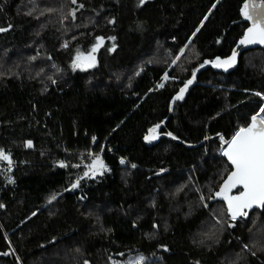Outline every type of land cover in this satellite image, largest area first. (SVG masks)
<instances>
[{
	"label": "trees",
	"instance_id": "16d2710c",
	"mask_svg": "<svg viewBox=\"0 0 264 264\" xmlns=\"http://www.w3.org/2000/svg\"><path fill=\"white\" fill-rule=\"evenodd\" d=\"M244 2L0 0V150L12 160L0 161V264H264V210L234 222L210 204L232 170L219 138L264 105V50L243 53L233 73L200 72L169 118L193 72L244 36ZM80 53L95 67H74ZM96 157L104 168L84 176ZM52 194L78 212L21 249L3 206Z\"/></svg>",
	"mask_w": 264,
	"mask_h": 264
},
{
	"label": "snow or ice",
	"instance_id": "6c2138e0",
	"mask_svg": "<svg viewBox=\"0 0 264 264\" xmlns=\"http://www.w3.org/2000/svg\"><path fill=\"white\" fill-rule=\"evenodd\" d=\"M73 4L77 3V0H71ZM143 2V0H142ZM75 16V12L72 13ZM243 18L251 22V26L247 29L244 37L239 41L240 45H264V4L258 3H245L242 11ZM207 19V17H205ZM4 31V29H0ZM197 32L199 29L196 30ZM195 35V33L193 34ZM103 43V38L98 39L95 47L92 48V53H95ZM191 43V41H189ZM67 46V45H65ZM187 47V45L185 46ZM114 50V48H113ZM184 55V49L182 48L179 54L176 56L178 61L181 56ZM237 52L233 51L232 55L224 60L216 59L211 62L213 67L224 68L227 70L232 67L237 60ZM175 63V61H173ZM205 64L209 61H205ZM74 67L86 68L95 66V56L77 55ZM203 67V65H201ZM163 79L166 81L169 79L167 72L164 74ZM195 80V72L192 74V78L189 79L179 93L176 95L175 100L183 99L184 93ZM158 87H164V84L158 85ZM264 100V95L256 93ZM260 113H264V106L259 109L256 115L251 117V122L248 126L240 128L232 139L227 142V147L222 152L228 162L232 166V171L224 181L220 188V191L216 193V196L225 201L227 205V212L232 221H237L240 218L248 219L249 213L253 208L264 209V116H260ZM160 125L149 130V134L145 136V140L151 142L158 138V129ZM171 135V133H169ZM175 139V137H173ZM223 139V138H222ZM28 147H32L31 142L28 143ZM0 161H7L9 169L12 165L10 155L5 154L0 150ZM121 163H124L121 160ZM60 167H66L61 162ZM89 171L84 173V176H88L90 173H95L104 168L103 162L99 157L93 159L90 165H87ZM135 167V165H132ZM11 182V181H10ZM79 186V180L72 184V188ZM242 189L238 194L231 195L233 189ZM57 197L53 195L49 199V203H52ZM2 207V205H0ZM207 207V205H205ZM35 215V213H33ZM217 223L220 221L217 219ZM234 224H230L229 227H234ZM136 264H143V258H140Z\"/></svg>",
	"mask_w": 264,
	"mask_h": 264
},
{
	"label": "rangeland",
	"instance_id": "374dc122",
	"mask_svg": "<svg viewBox=\"0 0 264 264\" xmlns=\"http://www.w3.org/2000/svg\"><path fill=\"white\" fill-rule=\"evenodd\" d=\"M79 55L88 56L89 54L80 53ZM91 68L93 67H86V68H80V69L89 70ZM210 139L209 141L206 142L207 145L209 144ZM219 141L221 143V146H218L217 143L213 142L212 145L214 146V148L212 152H215V144H216L219 148L218 155L222 156L223 148L227 144V142H225V140L222 138H219ZM208 148L209 146H207L206 154H208ZM101 171L102 169L97 171L95 174L100 173ZM53 195H55L57 198L53 200L52 203H49V199ZM2 209L5 212L6 220L12 223L18 224V230L16 234L13 235V238L15 239L17 246L20 247L21 249L23 248L25 241L30 236L39 234L43 229L49 227L57 219L67 217V216H72L78 212L74 204H68L65 201L64 194L63 195L62 194L48 195L43 200L37 203H34L31 206H29L26 203L21 202L18 204L4 205ZM214 212H216V210ZM33 213H35V215H33ZM139 260L140 258L131 260L130 262H128V264H136V262Z\"/></svg>",
	"mask_w": 264,
	"mask_h": 264
},
{
	"label": "water",
	"instance_id": "95a60500",
	"mask_svg": "<svg viewBox=\"0 0 264 264\" xmlns=\"http://www.w3.org/2000/svg\"><path fill=\"white\" fill-rule=\"evenodd\" d=\"M245 3H249V4H251V3L264 4V0H245V2L243 3V5H244ZM243 5H242L241 10H240V13H241V20H240L239 22H242V23H246V24H248V28H249V27L251 26V22L248 21V20H245V19L243 18V15H242ZM248 28H247V29H248ZM247 29H246V31H247ZM246 31H245V33H246ZM245 33H244V35H245ZM243 37H244V36H243ZM243 37H242V38H243ZM242 38H240V39L238 40L236 46L233 48V50H232V52H231V54H230L229 56L224 57V58H222V57H216V58H214L213 60L209 61V63H207V64H205L203 67H201V69H199V71H198L197 73H195V80H193L192 84L189 85V87H188L187 90L185 91L184 96H183V99L186 98V97L189 95V92H190V91L196 86V84H197V79H198V76H199L200 72H202V71H206L207 69L210 68V69H212L213 72H215V73H222V74H230V73H233L234 71H236V70L239 68V65H240V59H241V56H242L243 53H245V52H247V51H250V50H257V49H262V50H264V45H259V44L248 45V46L240 45V44H239V41H240ZM233 51L237 52L238 55H237L236 63H235L232 67L228 68L227 70H224V68H216V67H213V66H212V63H211V62L215 61L216 59H220V60L227 59V58H229V57L232 55ZM175 97H176V96H175ZM176 101H180V100H175V98H174V100L172 101V103H171V107H170V116H169V118H170L171 115H172L173 107H174V104H175ZM263 114H264V113H263ZM169 118H168V119H169ZM168 119H166L163 123L160 124V127H159V129H158V133H157V135H158V138H157V139L152 140L151 142L145 140V138L143 139L144 143H145L148 147H152V146L158 144V143L160 142L161 138L166 137V135H164V134L162 133V130H163L164 127L166 126V123H167ZM249 124H250V123H249ZM148 134H149V131H148ZM148 134H147V135H148ZM168 138L171 139V140H174V139L171 138V137H168ZM228 142H229V141H228ZM226 147H227V144L224 146L223 151H224V149H225ZM222 157L227 161V163L229 164V166H230L231 169H232V166H231V164L228 162L227 158H226L225 156H223V155H222ZM232 170H233V169H232ZM232 170H231V171H232ZM230 173H231V172H230ZM230 173H229V174H230ZM229 174L227 175V177L229 176ZM227 177L225 178V180L227 179ZM225 180H224V181H225ZM224 181L222 182L221 186L223 185ZM221 186H220V188H221ZM220 188H219V189L213 194V197L210 199V204H214V203H217V202L224 203L225 206H226V209H227V205H226L225 201H223L222 199H220L219 197L216 196V193L220 191ZM241 190H242V189H240V188L233 189L232 192H231L230 194H231V195H236V194H238ZM255 210L263 211L264 209L253 208V209L251 210V212L249 213L248 219H249L250 215H251ZM227 214H228V212H227ZM228 216H229V215H228ZM229 217H230V216H229ZM230 219H231V218H230ZM248 219L240 218V219H238V220H248ZM238 220H237V221H238Z\"/></svg>",
	"mask_w": 264,
	"mask_h": 264
},
{
	"label": "bare ground",
	"instance_id": "6f19581e",
	"mask_svg": "<svg viewBox=\"0 0 264 264\" xmlns=\"http://www.w3.org/2000/svg\"><path fill=\"white\" fill-rule=\"evenodd\" d=\"M260 116H264V114L263 113H260Z\"/></svg>",
	"mask_w": 264,
	"mask_h": 264
},
{
	"label": "built area",
	"instance_id": "2783aa9c",
	"mask_svg": "<svg viewBox=\"0 0 264 264\" xmlns=\"http://www.w3.org/2000/svg\"><path fill=\"white\" fill-rule=\"evenodd\" d=\"M163 84V83H162Z\"/></svg>",
	"mask_w": 264,
	"mask_h": 264
}]
</instances>
